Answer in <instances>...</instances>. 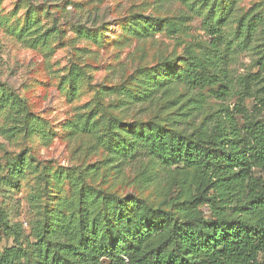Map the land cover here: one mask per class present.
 I'll list each match as a JSON object with an SVG mask.
<instances>
[{"label": "rangeland", "instance_id": "obj_1", "mask_svg": "<svg viewBox=\"0 0 264 264\" xmlns=\"http://www.w3.org/2000/svg\"><path fill=\"white\" fill-rule=\"evenodd\" d=\"M253 19L256 30L248 37ZM53 26L60 33L45 47L38 39ZM211 26L223 32L217 51L211 47ZM263 52L264 0H0V81L21 93L51 137L49 144L16 143L0 135V162L5 165L27 149L33 161L53 170L104 163L110 151L95 136L73 131L91 113L99 121V135L110 121L131 124V131L139 133L148 131L155 119L170 127L186 113L183 127L199 128L207 121L211 128L215 119L228 116L241 125L237 108L243 105L251 113L255 105L252 99L240 100L243 82L258 72ZM192 53L208 76L229 83L227 98L215 99L208 88L189 92L184 74ZM73 67L83 77L75 95L69 93ZM125 91L133 97L148 91L151 97L132 103ZM199 95L205 99L192 111L189 101L200 100ZM108 177L111 191L134 193L151 205L166 203L178 213L194 190L193 175L182 167L166 171L144 155L120 172L110 170ZM101 181L97 178L96 184ZM36 184L28 171L18 189L1 197L11 222L21 224L29 238L51 197L70 195L65 181L59 191L50 190L51 197L33 204ZM13 244L9 238L3 247Z\"/></svg>", "mask_w": 264, "mask_h": 264}, {"label": "trees", "instance_id": "obj_2", "mask_svg": "<svg viewBox=\"0 0 264 264\" xmlns=\"http://www.w3.org/2000/svg\"><path fill=\"white\" fill-rule=\"evenodd\" d=\"M255 30L253 19L248 37ZM59 33L53 26L38 41L46 47ZM210 33L217 51L223 32L211 26ZM259 55L258 72L243 82L240 100L252 99L255 105L251 113L243 105L237 108L241 125L228 116L215 119L211 128L207 121L199 128L183 127L186 113L170 127L155 119L148 131L139 133L131 131V124L110 121L99 135V121L91 113L73 131L95 136L110 151L104 163L53 170L33 161L27 149L5 165L0 162V264H264V52ZM191 57L184 74L189 92L208 88L215 99L227 98L229 83L208 76L204 64L193 53ZM69 80V93L75 95L83 82L78 67L70 70ZM123 96L132 103L151 97L148 91L134 97L125 91ZM199 99L189 101L192 111L205 96ZM0 135L16 143L51 140L44 121L31 112L21 93L1 81ZM142 155L166 171L182 167L193 175L194 190L181 213L166 203L151 205L134 193L111 191L109 171L120 172ZM28 171L37 180L33 204L51 197L50 190L59 191L65 181L70 186L69 197H51L30 238L21 224L11 222L1 201L4 192L19 188ZM100 177L101 184H96ZM9 238L14 244L3 247Z\"/></svg>", "mask_w": 264, "mask_h": 264}]
</instances>
